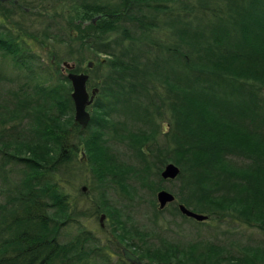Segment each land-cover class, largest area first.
Here are the masks:
<instances>
[{
	"label": "trees",
	"instance_id": "trees-1",
	"mask_svg": "<svg viewBox=\"0 0 264 264\" xmlns=\"http://www.w3.org/2000/svg\"><path fill=\"white\" fill-rule=\"evenodd\" d=\"M10 13H18L21 20L11 25L21 34L0 30V62L13 67L10 75L0 65V174L7 164L19 169L18 181L0 201V264H94L95 256L96 264H115V252L100 247L79 220L104 213L121 242L137 237L144 244L138 230L126 229L130 218L113 204L111 190L159 215L164 209L137 193L161 190L159 174L168 162L184 181L185 196L172 204L175 213L181 215L183 204L212 222L256 229L264 241V144L255 146L231 119L245 113L235 102L207 95L204 70L264 85V0H0V16L9 26ZM32 45L46 52L47 66L37 61ZM101 54L109 57L107 71L87 80L98 94L83 128L73 120L69 80L53 63L80 66ZM54 75L62 85L52 83ZM153 84L155 99L148 94ZM239 95L247 100L243 108L254 106L264 124V98ZM162 105L172 128L167 147L152 149L147 143L164 133L154 118L166 116L147 107ZM121 147L133 152L129 160L136 164L122 160ZM236 148L252 157L247 168L226 159V150ZM78 180L92 196H78ZM70 224L76 236L63 242L62 227ZM132 244L139 252L130 251L144 264H264V242L242 247L235 258L212 243L163 241L161 249Z\"/></svg>",
	"mask_w": 264,
	"mask_h": 264
},
{
	"label": "rangeland",
	"instance_id": "rangeland-1",
	"mask_svg": "<svg viewBox=\"0 0 264 264\" xmlns=\"http://www.w3.org/2000/svg\"><path fill=\"white\" fill-rule=\"evenodd\" d=\"M4 3V2H3ZM5 4V3H4ZM5 8L9 9L8 5H4ZM12 16L8 17V21L10 23V26L5 22L3 18L0 16V30H7L9 34L12 36H17L18 34H21L19 31H17L15 25H11V20H13L15 23H17L19 19V15L10 13ZM22 16L23 19H25L26 22H30L33 20V17L29 16ZM31 20H28L30 19ZM28 24V23H27ZM38 27V25H36ZM22 30L26 29V26L21 27ZM40 28H37V32ZM30 31L32 29L30 28ZM29 40V39H26ZM27 43L30 44V42L27 41ZM33 49L32 54L36 56L37 61L42 62L43 65L47 66V64L50 62L49 57L46 55V52L43 51V49L40 46H31ZM89 57V54H88ZM101 62V67L98 64L97 60ZM109 60V57L106 55H99L97 59H88L84 63H82L80 66L77 64L75 65L74 62L72 61H66V60H61L59 63L54 64L53 67L57 68L60 73L67 78L68 74H73V75H85L86 82H85V88L86 92L89 96V104L86 107V111L89 114V122L91 119V116L93 115V112L95 111L94 103L98 94V88L96 87H89L91 85L92 80H90V84L87 83V80L89 79V76L91 75V78L94 76V74H102L103 72L107 71V66L105 63ZM63 62H67L71 66V70L67 69L62 65ZM92 64L91 67H89V64ZM0 65L2 66L3 70L12 75L13 73V67H10L7 65L6 62L1 61ZM76 67V70H74ZM207 72V93L210 95H214V97H219L218 99H223L224 97L230 98L233 102L236 103L234 107H237V111L242 110V112H245L243 114V117L241 116L238 118V115H233L231 116V119L234 120L237 123H240L241 126H243L248 135H252L254 138V145L259 146L264 144V124L261 119L258 118V115L256 114L257 112H260L259 110H256L254 106H252L250 103H247V107H244L245 100L243 97H240L239 94H247V95H253V94H258L262 99L264 98V85H262L259 82L255 81H248V80H243V79H237L232 76H227L224 74H221L216 71H208L207 69L204 68ZM75 73H74V72ZM85 73H83V72ZM86 71H89L90 74H87ZM55 75L54 79L52 80V83L55 85H62L58 81H55ZM70 83V81H69ZM55 85V86H56ZM71 86V83H70ZM154 89L155 86H151V90L148 93L153 99H155V94H154ZM226 93V95H225ZM70 97L72 94V87L70 91ZM159 98H162V92L159 91ZM72 100V99H71ZM73 102V101H72ZM232 102V103H233ZM223 103L225 102H218V106L220 107ZM228 103V102H227ZM151 105V104H149ZM74 106V105H73ZM147 106V105H145ZM232 106V105H231ZM157 108L154 109L153 106H148V110L150 112L157 111V112H162L166 118L163 119H156L154 118L155 122L160 126V128H163V135L159 134V138L155 143L149 142L147 145L154 149L158 145H162L167 147L168 142L166 135L169 134L170 129L172 128V121L171 124L170 119H171V113L167 109V106L162 105V106H156ZM233 107V106H232ZM213 110V109H212ZM230 112H234V109H232ZM74 120V116H73ZM253 120L255 123V127L253 126L254 124L250 121ZM75 122V120H74ZM88 122V124H89ZM77 123V122H76ZM191 123V120L188 123H184L185 126ZM78 124V123H77ZM87 124V125H88ZM170 124V125H169ZM86 125V126H87ZM81 126V125H80ZM85 126V127H86ZM82 127V126H81ZM250 127V129H249ZM248 128V129H247ZM161 131V130H160ZM162 133V131H161ZM181 135V133H180ZM260 136V137H259ZM186 139H191L192 137H185ZM157 145V146H156ZM174 149V148H173ZM119 153L122 155L121 158L124 160L125 163L127 164H136L133 160H129L130 156H133V152H130L129 150L122 148L119 150ZM172 157L174 156L172 151H171ZM170 153L167 154L169 157L171 155ZM226 159L228 160L229 164H233V166H241L243 169L247 168L251 162H252V157H249L247 152L242 151L240 148L235 151H229L226 150L225 154ZM79 160H83L82 154H79L78 156ZM85 162V158L83 160ZM1 162V161H0ZM174 164L173 162H168L164 166H162L160 174L164 167L167 164ZM7 164L4 173L0 174V201L4 200L7 196V194L11 191V189L14 187L16 182L18 181V175H16V172L18 171L19 167L16 166H8ZM176 165V164H174ZM158 164L155 166V169L158 168ZM177 166V165H176ZM11 169H14L13 172L11 173ZM152 166H151V172H153ZM18 174V172H17ZM159 174V175H160ZM161 178V176H160ZM162 179V178H161ZM77 191L81 190V187H84L85 190L81 191L78 196H80L81 199L86 198V196H92L93 193L89 192L88 189V184L87 183H82L81 180L77 181ZM126 183L130 184L131 186H136V183L134 180L129 179L126 181ZM183 185L184 181L181 178H176L173 180H162V183H160L161 190H165L168 193L174 195L175 197V202H179L177 199L178 195H183ZM70 191V190H69ZM71 199H76L74 196L77 195V192H74V189L70 192ZM152 192L149 190H140L138 191L137 196H142L150 198L152 200H155L156 202V207L157 209L159 208V204L157 201V193L158 191H155L154 195L151 194ZM111 199L114 205L118 206L123 214L128 216L129 221L125 224V227L127 230H138L141 235L143 236L144 239V244L141 243V241L135 237L132 239H129V241L125 240L121 242V236L117 237L115 234L113 235L111 233V230L114 228L113 225L109 223V221H106V215L104 213H100L97 217L98 218H82L80 219V227L82 230H88L100 240L101 246L100 247H106L111 249V254L115 252V255H112L110 257V261L112 263L118 264L120 263V259L122 257L119 256V251L116 249L115 245L118 247V243L123 245L125 243L127 246L129 244L130 248L129 250H136L137 252L138 249H135V246L132 244L134 243L137 245V247H148L150 249H161L162 248V242L163 241H168L171 242L174 241L176 244H185L187 242L193 243V242H200L203 243L204 245L208 243L212 244H219L221 246H224L228 253L227 254L231 258H235L240 254V251L242 250V247L244 246H254L258 247L261 243H263V237L262 234L258 230H252L247 227H241L237 225L236 227L233 226L232 224H223V223H217L215 221L212 222V220H205L203 222H206L205 224L203 222H197L195 220H191L190 218L184 216V215H179L175 213V207L172 206L173 203L167 204L163 209L164 211L160 213L159 215H155L154 218L152 215V211L149 208L147 211L145 209V203H142L141 201L137 200V198H134L133 200H128L126 197L118 194L114 190H111ZM154 196V197H153ZM154 198V199H153ZM81 201V200H80ZM171 205V206H170ZM86 206L85 203H82L79 208L83 209ZM159 210V209H158ZM162 210V209H160ZM104 215V218L102 221L100 220V217ZM184 216V217H183ZM230 226H233L229 228ZM62 234H63V242H66L68 239H70L73 236H76V231L77 228L73 224L67 225L62 227ZM144 234V235H143ZM115 236V237H114ZM66 240V241H65ZM119 248V247H118ZM100 249V248H98ZM131 251V252H132ZM98 257L95 256L93 259H91V262L96 264ZM100 259V258H99ZM124 260V259H123ZM222 264H239L238 262H229V261H222ZM121 264V263H120Z\"/></svg>",
	"mask_w": 264,
	"mask_h": 264
},
{
	"label": "water",
	"instance_id": "water-1",
	"mask_svg": "<svg viewBox=\"0 0 264 264\" xmlns=\"http://www.w3.org/2000/svg\"><path fill=\"white\" fill-rule=\"evenodd\" d=\"M94 21L95 19H93V22ZM62 65L66 67L67 69L71 68V66L67 62H63ZM91 65L92 64L90 63L89 67H91ZM86 78L87 77L83 74L82 75H73V74L67 75V79L70 81L71 87H72L71 99L74 105V120L79 125H81L83 128L89 122V114L86 111V107L89 104V96L85 88ZM179 173H180L179 168L176 165L169 163L164 167L160 176L162 179H165V180H173L177 178ZM81 190L84 191L85 188L82 187ZM157 201L159 204V209H163L167 204L174 203L175 197L174 195L168 193L165 190H159L157 193ZM178 210L182 215L188 218H191L197 222H203L207 220V216L194 213L191 210L187 209L183 204H178ZM103 218H104V215L100 217V220L102 221ZM118 247L121 251L122 257L125 262L129 264H144L140 261V259L134 253H132L129 249H127L120 243H118Z\"/></svg>",
	"mask_w": 264,
	"mask_h": 264
}]
</instances>
